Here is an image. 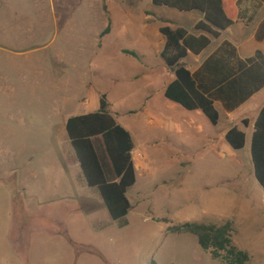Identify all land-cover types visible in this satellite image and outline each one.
Here are the masks:
<instances>
[{"label": "rangeland", "instance_id": "obj_1", "mask_svg": "<svg viewBox=\"0 0 264 264\" xmlns=\"http://www.w3.org/2000/svg\"><path fill=\"white\" fill-rule=\"evenodd\" d=\"M113 4L122 8V15L112 18L111 34L80 69L87 71V81L95 89L108 95L113 113L125 125L131 123L135 160L146 155L142 172L146 177L139 176V184L128 193L135 208L114 221L99 191L80 185L74 172H68L72 167L66 156L75 154L68 137L56 144L47 141L50 126L59 125L62 117L24 92L21 82L7 81L13 75L0 51L4 70H0V264H222L201 248L195 235L173 234L169 228L227 222L234 227V244L250 255L251 264H264V190L254 175L250 147L218 157L207 145L193 144L186 137L160 136L150 119L160 122L166 98L160 82L147 86V79L156 76L147 70L163 60L137 48L142 33L133 40L123 30L124 24H131L127 6L138 15L153 7L152 0ZM24 6L28 9V2ZM172 12L166 9L159 15L185 27L191 22L189 15ZM40 20L47 23L46 8H41ZM123 49H134L146 58L126 55ZM50 52L42 51L36 58L44 60ZM69 69L72 75L81 72L73 64ZM10 87L16 95L8 100L4 92ZM85 109L89 108L78 106L72 115L89 114ZM181 113L175 111L172 117L183 122L188 115ZM217 199L224 215L220 208L210 211L205 206Z\"/></svg>", "mask_w": 264, "mask_h": 264}, {"label": "crops", "instance_id": "obj_2", "mask_svg": "<svg viewBox=\"0 0 264 264\" xmlns=\"http://www.w3.org/2000/svg\"><path fill=\"white\" fill-rule=\"evenodd\" d=\"M113 1L117 0H0V51L6 56L5 63L10 66L9 73L13 75L7 77V81L16 79L17 84L21 82V89L24 92H31L40 103H47L48 109L52 108L57 117H62L59 125L53 123L50 126L51 131L49 130L47 134L48 143L66 141L68 137L66 125L71 117L76 116L72 115L75 108L88 107L85 113H96L100 110L101 97L107 95L99 92L90 81H87V71H82L80 65L100 51L103 38L106 36L103 34L109 27L108 34L112 32V18L116 19L122 15V8H116ZM26 2L28 9L24 6ZM152 5V8H145L138 15L128 5L125 11L131 24H128V27H124V24L123 30L126 31L128 38L133 40L139 38V34L142 33V41L137 48L142 51L147 49L149 56L163 60L160 64L148 65L147 71L155 72L156 76L147 79V86L152 88L160 82L165 95L168 86L176 80V76L163 58L168 39L162 30L183 29L188 33H195V27L204 21V15L198 11L181 12L169 7H157L153 0ZM41 8L47 10L46 24L40 20ZM166 9L173 10L172 13L180 12L178 15L184 13L189 15L191 22L185 27L181 21L174 22L161 17L159 14L164 13ZM49 35H53L52 39L40 46ZM39 40L43 41L40 43ZM47 50H51L48 58L44 57V60L36 58L40 52ZM259 51L264 52V0H238L236 23L222 32L218 39H212V45L200 55L188 52L186 58L181 61V64L194 75L200 89L213 100L220 114L219 123L214 125L202 111H187L165 96V115L160 117V122L151 118V125L158 127L163 139L174 136L186 137L191 139L193 144L207 145V148L218 157L227 156L235 151L227 143L226 136L231 129L238 127L246 133V147L249 146L251 152L255 123L264 107V67L259 61L254 60ZM122 52L143 61L146 58L134 49H123ZM126 52H133L136 55ZM176 54L177 51L172 49L168 57L173 58ZM71 64L81 72L72 75L69 69ZM0 70H3L2 62ZM56 82H60L57 88ZM9 90L4 92V98L8 100L16 95L12 87ZM110 104L112 114L133 135L137 148L131 123L125 125L113 113L112 103ZM146 105L147 108L148 104ZM175 111L178 113L181 111L188 115V118L183 122L175 120L172 117ZM245 120L250 122L249 127H245L243 123ZM8 144H11L10 141ZM66 158L72 167L68 172H74V178L80 185H87L76 154L70 152ZM146 159V155L139 162L134 158L137 169L136 185L139 184V176L143 179L146 177V173H142ZM65 173L67 171L64 170ZM143 183L145 184V181ZM136 192L138 193V190ZM218 202L219 199L214 202L207 201L205 206L210 211L220 208L219 213L224 215L222 210L224 206ZM132 207L133 210L135 207L134 205Z\"/></svg>", "mask_w": 264, "mask_h": 264}, {"label": "trees", "instance_id": "obj_3", "mask_svg": "<svg viewBox=\"0 0 264 264\" xmlns=\"http://www.w3.org/2000/svg\"><path fill=\"white\" fill-rule=\"evenodd\" d=\"M237 1L153 0L157 7H169L181 12L198 11L204 15V21L196 25L195 33H188L183 29L162 30L168 39L163 58L176 76V80L168 86L165 96L187 111H202L214 125L219 123V111L181 61L186 58L188 52L200 55L212 45V39H218L222 32L236 23ZM109 32L110 27L103 36ZM172 49H175L177 54L169 58L168 54ZM126 53L136 55L133 52ZM254 60L264 67V52H257ZM243 123L245 127L250 125L248 120ZM66 131L88 187L99 191L114 221L126 218L133 208L128 193L137 184V169L133 158L136 145L130 131L112 114L107 95L101 97L98 112L71 117L67 122ZM226 140L232 149L241 151L246 147L247 135L238 127H234L227 134ZM251 157L255 178L264 190V107L255 123ZM169 232L195 235L201 248L209 253L213 260L222 264H251L250 255L234 244V227L231 222L221 226L186 223L170 227Z\"/></svg>", "mask_w": 264, "mask_h": 264}]
</instances>
